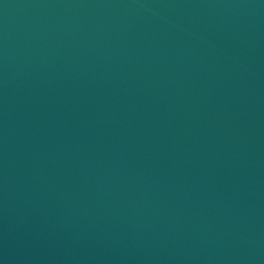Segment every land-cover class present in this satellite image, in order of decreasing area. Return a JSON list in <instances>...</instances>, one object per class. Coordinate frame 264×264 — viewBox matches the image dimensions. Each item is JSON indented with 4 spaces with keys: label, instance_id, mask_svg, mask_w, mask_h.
Wrapping results in <instances>:
<instances>
[{
    "label": "water",
    "instance_id": "water-1",
    "mask_svg": "<svg viewBox=\"0 0 264 264\" xmlns=\"http://www.w3.org/2000/svg\"><path fill=\"white\" fill-rule=\"evenodd\" d=\"M0 264H264V0H0Z\"/></svg>",
    "mask_w": 264,
    "mask_h": 264
}]
</instances>
